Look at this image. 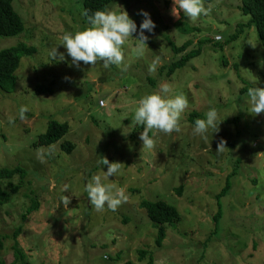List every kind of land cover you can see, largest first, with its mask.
Here are the masks:
<instances>
[{
	"label": "rangeland",
	"instance_id": "374dc122",
	"mask_svg": "<svg viewBox=\"0 0 264 264\" xmlns=\"http://www.w3.org/2000/svg\"><path fill=\"white\" fill-rule=\"evenodd\" d=\"M82 2L13 0L23 30L0 37V51L20 43L36 50L20 60L14 92L0 90V169L26 173L22 183L19 176L0 181L4 190L20 186L0 207V259H12L11 237L21 225L19 245L30 264H264V113H250L246 103L248 88L264 86V48L246 26L241 0H201L208 11L195 20L173 16L172 0L113 1L105 10L125 11L138 29L143 10L155 28L145 32L146 47L129 37L122 63L108 68L50 57L56 46L64 54V33L88 27ZM177 22L194 33L182 34ZM167 38L177 47L189 42L183 55L200 47L171 77L159 71L181 54H173ZM165 83L166 98L183 94L187 107L180 132L157 133L148 149L131 117L136 101L159 94ZM39 86L53 92L36 94ZM209 108L217 110L218 131L194 136L188 116ZM50 121L67 123V135L51 147L33 146ZM221 138L225 149L217 152ZM64 142L73 146L69 154ZM102 158L120 163L118 173L105 178ZM93 176L112 191L124 189L115 210L89 204L84 186ZM144 200L179 213L176 225L164 226L159 247L157 228L140 207ZM32 201L37 211L22 220Z\"/></svg>",
	"mask_w": 264,
	"mask_h": 264
},
{
	"label": "clouds",
	"instance_id": "9594fccd",
	"mask_svg": "<svg viewBox=\"0 0 264 264\" xmlns=\"http://www.w3.org/2000/svg\"><path fill=\"white\" fill-rule=\"evenodd\" d=\"M172 15L176 16L182 12L183 16L189 20H195L201 15L207 14V9L201 0H172ZM138 15L142 17L139 29L136 23L129 18L125 11L114 12L111 10H97L87 15L85 13L88 27L82 31L64 33L61 36L60 46L64 49V54L58 53L56 48L50 52V57L57 61H64L65 54L71 60L73 67H79L78 62L84 65H94L101 62L104 68L110 65H119L123 61L122 45L131 37L137 46H145L149 36L155 28L149 13L140 10ZM135 34V38H133ZM158 59V58H157ZM156 60L152 61L149 71L156 65ZM67 79V78H66ZM169 86L165 83L160 86V92L149 93L140 97L136 101V107L131 117L132 127H140L139 140L143 147L151 149L154 146V137L157 133L170 134L180 132L179 119L181 113L187 107V100L183 94H176L166 98ZM246 103L249 112L252 114L264 113V86L250 87L246 92ZM26 108L21 106L19 116L22 119ZM218 113L216 108H209L204 119H195L192 123V134L207 138L212 132L218 131ZM149 131L152 136H149ZM224 140L221 138L216 145V151L224 150ZM106 171H102L105 178L117 174L121 164L118 162L109 163L102 158ZM84 191L87 193L89 204L100 211L105 208L115 210V208L126 199L123 188L112 191L110 187L103 185L97 176L85 184Z\"/></svg>",
	"mask_w": 264,
	"mask_h": 264
},
{
	"label": "trees",
	"instance_id": "16d2710c",
	"mask_svg": "<svg viewBox=\"0 0 264 264\" xmlns=\"http://www.w3.org/2000/svg\"><path fill=\"white\" fill-rule=\"evenodd\" d=\"M115 0H83L82 2V14L83 20L87 23L85 13L91 15L92 12L97 10H105L110 3ZM13 0H0V37H11L18 35L23 30V22L17 12L12 7ZM239 10L244 17H249L246 26L254 27L257 33L258 40L264 48V0H241ZM88 24V23H87ZM175 27L184 35H190L194 33L193 28L187 25H182L180 22L175 23ZM235 38L234 36L232 37ZM230 37V39H232ZM229 39V42H230ZM171 51L174 55L178 56V59L169 63L167 66H163L160 69V73H164L166 77H171L174 72L182 68L189 60L194 58L200 53V47L196 50H192L186 55H183L189 47V42H186L180 47H177L172 41L167 38ZM203 43L204 40H203ZM36 50L33 47L20 43L16 46L4 49L0 51V90L4 93L10 94L14 92L16 86L15 72L19 67L20 60L23 57L32 56ZM183 53V54H182ZM151 81V80H150ZM152 84V83H151ZM40 92L52 93L53 91L44 88L43 86L36 87V94ZM188 122L192 125L195 119H204L203 115L196 112L190 113L188 116ZM68 133L67 123H58L57 121L48 122L47 128L44 133L37 136V140L33 146L35 147H51L57 142H61L62 139ZM73 146L64 142L62 150L69 154ZM235 172H233L234 174ZM19 176L20 183L26 176V173L19 169H0V181L11 180ZM229 183L227 179L226 184ZM20 186L8 184V190H4L0 187V207L8 204L11 201L12 196L17 192ZM229 189V185L225 186L222 191L217 195L216 199L219 202L221 196H224ZM140 207L146 212V215L151 224L157 229L156 245L159 247L162 241L165 239L164 226L176 225L179 221V213L176 208L168 205L162 201H147L144 200L140 203ZM38 204L32 201V205L26 210V214L22 216V220H25L27 215L34 211H37ZM217 215V214H216ZM218 218V217H217ZM217 223V219H214ZM22 232V226H18L11 237L13 242L10 249L12 251V259L8 263L0 259V264H30L26 261V257L19 245V235ZM2 239V238H1ZM3 249V244L0 242V251ZM143 252V256H144Z\"/></svg>",
	"mask_w": 264,
	"mask_h": 264
}]
</instances>
